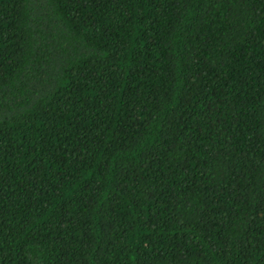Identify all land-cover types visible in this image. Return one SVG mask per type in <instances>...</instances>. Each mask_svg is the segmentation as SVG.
<instances>
[{"label": "trees", "instance_id": "obj_1", "mask_svg": "<svg viewBox=\"0 0 264 264\" xmlns=\"http://www.w3.org/2000/svg\"><path fill=\"white\" fill-rule=\"evenodd\" d=\"M0 264H264V0H0Z\"/></svg>", "mask_w": 264, "mask_h": 264}]
</instances>
